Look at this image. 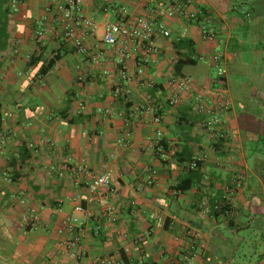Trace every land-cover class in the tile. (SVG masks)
<instances>
[{"label":"crops","instance_id":"obj_1","mask_svg":"<svg viewBox=\"0 0 264 264\" xmlns=\"http://www.w3.org/2000/svg\"><path fill=\"white\" fill-rule=\"evenodd\" d=\"M60 1L0 0V114L10 129L0 153V262L91 264L96 256H114L117 264H133L138 257L153 264H264V0H194L215 29V41L201 39L194 21L167 20L170 36L154 37L157 53L136 51L126 61L133 77L127 104L110 96L117 75L114 49L103 46L101 66L89 54H77L62 38ZM81 4L100 24L86 37L91 50L101 26L120 19V7L147 14L144 0ZM39 29L42 38L36 36ZM180 37L190 39L195 56L206 61L176 68L186 53L173 44ZM215 51L224 54V84L209 60ZM53 56V65L43 70ZM176 75L190 78L193 91L170 106L168 80ZM207 89L212 99L220 93L232 103L220 117L222 145L200 127L205 114L192 107L193 94ZM151 101L163 105L159 125L149 115L131 114L132 104ZM109 105L122 115L106 114ZM126 128L131 135L123 145ZM157 128L169 147L184 150L182 157L206 154L201 179L188 189H180L190 184L187 162L172 156L162 161L149 146ZM81 160L90 176L72 172ZM108 169L118 195L104 188L91 192V175ZM149 169L155 170L151 184ZM240 175L245 179L237 187ZM217 203L223 210L215 211ZM76 204L89 216L76 248L82 255L73 258L61 241L69 237L64 219L75 214ZM30 211L37 216L34 225L23 222ZM98 224L102 232L94 235L90 229Z\"/></svg>","mask_w":264,"mask_h":264},{"label":"built area","instance_id":"obj_2","mask_svg":"<svg viewBox=\"0 0 264 264\" xmlns=\"http://www.w3.org/2000/svg\"><path fill=\"white\" fill-rule=\"evenodd\" d=\"M14 4V0H12ZM82 0H63L57 3V19L61 30L62 38L65 42L70 43L77 54H89L90 61L96 66H101L104 60L103 46H108L114 49V63L117 69V75L111 79L110 82V96L113 101L123 100L125 104L128 103L131 91L129 84L133 77L128 73L126 61L136 51L143 54H156L157 46L154 43V37L161 36L167 38L170 36V29L166 21L176 16L187 18L198 24L199 34L201 39L206 41L217 40L215 29L207 23L203 17V11L199 8L193 7L194 0H144L147 6L146 15H132L124 6L118 9L120 19L114 22H105L102 27V35L98 43L94 44L92 50L86 44V37L94 35L98 30L100 24L94 18L88 17L84 14L82 9ZM44 30L39 29L36 31V36L42 38ZM183 37V36H182ZM181 38V37H180ZM17 53V49L13 50ZM199 61H206L203 56H194ZM210 62L216 68V79L221 84H224L227 70L224 64V54L215 51L209 58ZM143 71L140 64L137 65L136 73L141 74ZM104 75H108L107 70H103ZM170 87L169 97L166 103L170 106L176 105L183 94L193 91V84L190 78L185 76H171L168 80ZM152 86V84H148ZM211 90L197 91L193 98V109L205 114L199 125L202 129L209 132L211 137L225 138V132L221 129V115L230 108L231 100L222 94L217 93L216 100L211 98L213 94ZM214 95V94H213ZM162 103L158 101H151L145 104H132L130 106L131 114L133 115H149L155 125H159L162 121ZM83 107V103H78V111ZM106 114L122 115L121 112H114L109 105L104 109ZM131 135L129 128H126L123 137L120 139L121 143L127 140ZM10 136V129L4 123V118L0 114V153L5 148L8 138ZM29 146L34 149L33 143ZM149 146L158 154L160 160L165 161L169 156H173L174 148H170L163 138L161 129L157 128L154 137L149 139ZM212 149V147L210 148ZM206 154L201 151H196L190 158L189 162L185 165L190 170L198 168L199 163L205 159ZM74 174L89 175V171L85 160L74 164L71 167ZM154 169H149L147 173L148 184L153 183ZM245 179L244 175L238 177L236 186H240L241 182ZM88 188L91 192L98 189H106L113 195H118L115 187V177L112 170H104L103 172L91 175ZM206 202L203 204L205 205ZM220 204L214 205L218 209ZM109 209H111L109 207ZM74 215H70L64 219V230L69 235L67 239L61 241L63 248L69 256L78 258L82 252H78V247L81 237L87 228V220L89 214L85 208L80 204L73 207ZM204 212L208 211L207 206H204ZM110 220H115V214L110 216ZM37 216L34 212L30 211L23 216V222L26 225L36 224ZM101 225H95L90 230L92 234L99 235L102 232ZM61 231V230H60ZM139 240H142L140 238ZM117 259L114 256H96L91 264H117ZM133 264H153L138 257L133 261Z\"/></svg>","mask_w":264,"mask_h":264},{"label":"trees","instance_id":"obj_3","mask_svg":"<svg viewBox=\"0 0 264 264\" xmlns=\"http://www.w3.org/2000/svg\"><path fill=\"white\" fill-rule=\"evenodd\" d=\"M203 11V10H202ZM174 46L177 49H186V53L184 55H182L175 63V67L178 68L179 66L185 65V64H191L193 62H195V51L193 49V44L192 41L190 39L187 38H178L177 40H175L173 42ZM56 60V56H53L52 58L49 59V61L43 66V70H47L48 68H50L53 63ZM263 140V139H261ZM224 141V138H218L217 139V145H222ZM170 148H174V154L172 157H174L176 159V161L178 163H184V162H189L191 155H187L186 157H182V155L184 154V150L178 151L175 147H170ZM261 149V148H260ZM10 165L12 167V165H15V162H10ZM187 168V167H186ZM200 168H201V163H199L198 168H196L195 170H190L187 168L188 170V175L186 177V180L190 181V184L186 187H182L180 189L185 190L188 189L191 185V183L195 180H200L201 179V173H200ZM223 210L222 206H220L218 209H215V211L218 210ZM123 257V254H122Z\"/></svg>","mask_w":264,"mask_h":264},{"label":"rangeland","instance_id":"obj_4","mask_svg":"<svg viewBox=\"0 0 264 264\" xmlns=\"http://www.w3.org/2000/svg\"><path fill=\"white\" fill-rule=\"evenodd\" d=\"M0 264H2V263L0 262Z\"/></svg>","mask_w":264,"mask_h":264}]
</instances>
